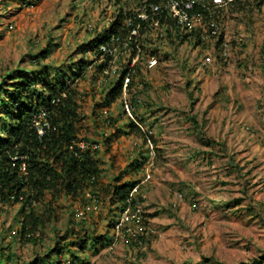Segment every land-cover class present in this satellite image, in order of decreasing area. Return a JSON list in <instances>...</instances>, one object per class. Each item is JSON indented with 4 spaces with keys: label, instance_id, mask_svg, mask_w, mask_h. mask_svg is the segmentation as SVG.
Segmentation results:
<instances>
[{
    "label": "rangeland",
    "instance_id": "1",
    "mask_svg": "<svg viewBox=\"0 0 264 264\" xmlns=\"http://www.w3.org/2000/svg\"><path fill=\"white\" fill-rule=\"evenodd\" d=\"M21 2L0 0V81L18 69L34 71L40 67L51 75L65 70L63 78L69 77L79 60L93 61L92 52L80 47L94 45L107 18L115 12L109 0H39L24 7ZM241 7L225 10L221 19L230 40L231 28L238 33L250 32L247 49L234 42L228 61L243 78L253 73L241 62L243 54L247 60L257 47L261 49L251 37L264 32V5L239 11ZM46 49L50 50L46 59H34ZM196 54L191 49L173 57L159 53L156 66L138 70L142 85L123 95L132 103V117L152 136L151 157L147 142L136 132L120 133V140L116 137L114 141L122 143L117 149L123 145L133 148L137 156L147 151L143 173L149 172L151 178L141 183L139 196L145 215L154 214L147 217L151 231L140 243L127 246L118 240L88 252L89 264H199L202 256L213 258L214 264H238L252 258L264 264V130L227 126L225 120L221 121L222 116L232 117L246 106L240 102V91L235 94L236 87L227 90L218 70L196 65ZM181 59L190 62L185 66ZM99 63L93 61L85 78L74 83L81 118L79 138H89L95 133L93 129H101L109 138L117 126L133 121L123 109V97L101 107L105 91L116 76L99 70ZM243 89L248 94L258 93L246 83ZM135 94L140 95L138 107L131 98ZM230 94L233 98L229 100ZM255 104V116L261 117L264 103ZM200 112L204 116L200 117ZM190 115L196 117L198 126L189 121ZM113 149L112 145L106 151L112 163L124 161L123 155H112ZM85 202L86 198L69 197L56 201L46 193L33 205L36 214L47 219L30 234L35 243L23 242L21 236L10 237L13 229H19L16 218L20 204H0V248L7 256L11 246L8 251L13 256L11 260L0 259L6 264H29L36 253L62 243V236L66 235L67 241L88 230L99 236L105 234L109 215L104 203L99 201L97 211L85 219L73 218ZM70 229L73 234L67 232ZM64 257L61 264H68Z\"/></svg>",
    "mask_w": 264,
    "mask_h": 264
},
{
    "label": "trees",
    "instance_id": "2",
    "mask_svg": "<svg viewBox=\"0 0 264 264\" xmlns=\"http://www.w3.org/2000/svg\"><path fill=\"white\" fill-rule=\"evenodd\" d=\"M36 1L39 0H22L21 5L29 6ZM109 1L116 9L114 21L109 28L97 35L94 45L80 47L82 51L92 52L93 61L101 58L103 54L101 45L106 44L122 27L124 14L120 8V0ZM263 5L264 0H235L227 9L242 6L239 11H243L249 6ZM224 13L222 10L218 15L222 18ZM49 53L48 49L40 50L33 57L43 60ZM93 61L79 60L75 68L70 67L71 75L65 78H63L65 70L55 71V74L51 75L40 67L34 71L18 69L7 73L0 81V203L20 204L19 213L22 216L19 219L18 232L23 241H32L30 234L44 226L47 221L43 216L36 214L33 208L35 203H40L44 199L46 193L57 201L61 197L85 198L86 192H91L98 201L102 203L108 201L121 211L126 205L130 189L137 184L132 180L120 182V178H115L112 183H100V168L98 161L91 154L92 151L80 150L75 145L80 139L78 123L81 118L76 102L78 91L74 83L85 78L86 69ZM103 66L104 63H99L97 68L102 70ZM140 84L142 85L141 80L129 82L127 93L131 94L130 91ZM122 85L123 78L120 74L107 87L101 107L110 106L121 98ZM131 98L134 106L141 103L135 95ZM130 104L132 108L131 101ZM40 110L46 111L50 122V127L45 129L41 137L33 126V118ZM189 121L193 126H198L195 116L190 115ZM128 128L129 132L138 133L144 142L151 140V133L141 130L134 121H130ZM67 232L74 233L71 229ZM65 239L66 235L61 237V240ZM96 240L97 238H93V244L103 239ZM111 241L112 239L107 245H110ZM87 243L86 234L78 236L74 241L57 243L55 248L51 249L49 253H55L56 259L49 261V254L40 258L43 264H61L62 255H67L66 261L70 262L68 264H88L70 248L76 246L78 250L84 252ZM214 263L213 258L202 256L199 264ZM260 263V259L252 258L250 262L238 264ZM0 264L6 263L0 260Z\"/></svg>",
    "mask_w": 264,
    "mask_h": 264
},
{
    "label": "built area",
    "instance_id": "3",
    "mask_svg": "<svg viewBox=\"0 0 264 264\" xmlns=\"http://www.w3.org/2000/svg\"><path fill=\"white\" fill-rule=\"evenodd\" d=\"M234 1L120 0V8L124 14L122 27L106 44L101 45L103 54L98 61L104 63L102 68L104 73H112L116 77L122 75L123 109L141 130L143 126L132 117L131 104L123 96L127 93V84L132 80L142 81L138 78V70L143 66L147 68L156 66L161 52L173 57L174 53L182 54L183 48L189 51L191 49L198 54L195 61L199 68H204L208 64L211 53H214L222 63H228L232 45L218 13L227 10ZM115 13L116 9L107 18L104 29L110 27L115 19ZM204 51L209 52V55L199 54ZM189 62V59H185L183 63L187 66ZM103 112L106 113V109ZM33 126L40 137L45 129L50 127L45 110H40L33 118ZM146 142L149 146L148 155L151 157L153 155L151 140L148 139ZM75 145L80 150L90 151H96L100 147L99 143L83 138ZM150 178V173L145 172L143 181ZM139 187L140 183H137L130 189L125 207L112 223L111 245L118 240L127 246L140 243L144 235L151 231L142 209ZM85 198L86 202L74 212V217L78 220L85 219L98 209L99 201L93 193L86 192ZM192 207H196V203H193Z\"/></svg>",
    "mask_w": 264,
    "mask_h": 264
},
{
    "label": "crops",
    "instance_id": "4",
    "mask_svg": "<svg viewBox=\"0 0 264 264\" xmlns=\"http://www.w3.org/2000/svg\"><path fill=\"white\" fill-rule=\"evenodd\" d=\"M231 31H232V35H231L232 40H230L231 45H233L234 42H240L241 46L243 45L242 50H244L245 48L247 49L248 45H246L245 42H247V40L250 36V32H248V31L245 32L243 30L242 33H238L237 31H234L233 28H231ZM251 38L254 40L253 41L254 43H257L258 45L261 44V49H259L260 47H257L256 53L252 57H250V58L248 57L247 60H244V59H246L245 58L246 53L243 54L244 56L241 59V62H244L243 65L247 64L248 67L251 70H253L252 75H249L247 77L242 78L239 70H236V69L233 70V68H234L232 66L233 64L229 65L230 63H228L227 65H225L224 63H222L217 58L216 55H214V53H211V59L205 67L206 68L211 67V68H213V71L218 70V73H220V75H221L222 82L224 81L223 83L228 85L227 90H230L231 87L232 88L236 87V90H234L235 94H237L236 93L237 91H240V93H239L240 94V102L244 104L243 106H246V107H244V111H241V112L237 111L238 113L232 114V117L230 116V114L222 116L221 121L223 122V120H225V122H227V126H235V125L236 126L240 125L241 127H243V126L248 127L249 126V127H253L252 131H254L256 129L262 131V129L264 130V106H262V109H263L262 114L260 113L261 117L255 116V109L258 107V104H255V103H256V101L264 103V60L260 61V59H264V32L262 34L257 33L255 35H253ZM235 46L237 48V43L235 44ZM188 51L189 50L187 48H183L181 53L188 52ZM254 52H255V50H254ZM199 54H201V56H206V55H209V52L204 51V52H199ZM216 58H217V61H216ZM221 64H223V66ZM245 83H246V86L248 88L250 87L253 91L258 92V93H255V94L249 93L248 94L247 92L244 91V89H243V91L240 90L241 86H244ZM228 92L231 93L230 91H228ZM252 94H253V96H252ZM135 96L140 98V95H138V94H135ZM229 97H228L229 100L231 98H233L232 94H230ZM252 97H256V98L253 99ZM210 100L211 99H208L209 103H210ZM235 100L236 99L234 97V101ZM206 105H207V103L204 104V106H206ZM138 106L139 105H135V107H138ZM215 109L217 110L218 107ZM143 113L144 112H142V114ZM203 114L204 113H201V114H199V116L202 117V116H204ZM91 123L92 122H90V124ZM129 123H130V121H128V122L126 121V123L121 124L122 126H117L115 128V132H113L112 137L108 138V136H107L105 138L107 133H105L101 129H93V131H95V133L90 134V136H88L89 138H87L88 140H90L92 142H97L100 144L99 149L96 151H92L91 154L98 161V165L100 168L99 180H100V183L105 182L102 184L112 183V182H114L115 178H120V182H125L128 180L136 181L137 183H140V185L143 182L142 177L145 174V173H143V169H144L147 157H148L147 151H146V154L140 153L139 156H137L138 153H137V155L134 154L133 150H132L133 148L126 149L124 147V145L119 146L118 149L116 147L118 144L122 145V143L118 142L120 140L118 137L121 136L120 133H122L124 135H129L130 133H132V132H129V128H128ZM116 137L118 138V141H116L114 143V141L117 139ZM106 140H108V141H106ZM112 145L114 147L113 151L111 152L112 155H114V156L116 154L119 156L123 155L124 161L119 159L115 163H112V161L110 159L111 154L109 152H106L108 147H111ZM135 156H137V157H135ZM231 161H233V160H231ZM142 184H144V183H142ZM0 204L11 206V204H3V203H0ZM104 204L106 205V210L108 211V215H109V219H108L109 222H108V227H107L106 233L101 234V236H99V234L95 235V233L88 230V233L87 232L85 233L86 236H88V243H87V247H86L84 252H81L80 250H78L76 246L70 247L71 250L75 252V255L79 256L82 260H85L86 262H88V264H89V260L87 258V253L91 252L92 250L98 251V249H100L101 247L107 246V243L109 242V240L112 239L113 229H112L111 224L113 223L114 219L118 216V214L120 212L115 208V205H110L108 203V201ZM12 205H14V204H12ZM20 209L21 208L19 205V210H17L18 215L16 218V221L18 222L19 227H20L19 219H21V216H22V214L19 213ZM153 215L154 214H150V213L148 214V216H153ZM145 216L149 222V219L147 218L148 216L147 215H145ZM73 218L77 219L74 217V214H73ZM11 233H12V234H10L11 238H19L20 237L18 229L17 230L13 229ZM102 235H104V236H102ZM93 238H97L96 241H98L99 239H103V240L100 242L98 241L95 244H93V242H92ZM65 240H62L63 241L62 243H60V242H58V243L63 244L65 242ZM69 240L74 241L76 239L70 238ZM23 242H26V241H23ZM31 242L35 243L36 241L32 240V241H29L26 243H31ZM55 246L46 248L45 251L41 254L36 253L34 255L35 257L31 260V262H29V264H43V261L41 260L42 258H40V257H43L47 254H49V258H48L49 261L56 259L55 253H49L51 251V249L55 248ZM10 247H8L9 250H10ZM1 248H0V257L4 256L2 258H5L6 260L7 259L11 260L13 258V256L11 255V252H9L8 249L6 248L7 249L6 252L9 254L6 256L3 254L4 250ZM1 253L3 255H1ZM64 258L68 259L67 255H65ZM2 260H4V259H2ZM68 263H70V262H68Z\"/></svg>",
    "mask_w": 264,
    "mask_h": 264
}]
</instances>
